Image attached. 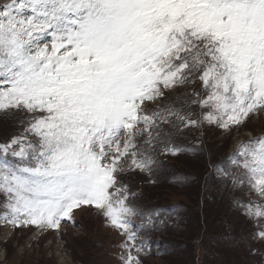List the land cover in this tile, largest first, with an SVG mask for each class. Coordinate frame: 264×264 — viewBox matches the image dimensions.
I'll use <instances>...</instances> for the list:
<instances>
[{"label":"snow or ice","instance_id":"6c2138e0","mask_svg":"<svg viewBox=\"0 0 264 264\" xmlns=\"http://www.w3.org/2000/svg\"><path fill=\"white\" fill-rule=\"evenodd\" d=\"M262 112L264 0H0V227L59 233L86 207L121 238L118 264H145L172 215L136 178ZM212 175L243 225L233 264H264V136Z\"/></svg>","mask_w":264,"mask_h":264},{"label":"rangeland","instance_id":"374dc122","mask_svg":"<svg viewBox=\"0 0 264 264\" xmlns=\"http://www.w3.org/2000/svg\"><path fill=\"white\" fill-rule=\"evenodd\" d=\"M246 126V128L254 130L257 134L261 133L260 129L264 126V112L254 115ZM10 131V125L0 124V138H3ZM250 135V132L243 129L226 133L220 129L205 127L203 135L197 133V139L203 141V154H212V159H217V156L224 150L227 151L226 156L230 154L238 143L245 138H250ZM187 141L194 143L191 137ZM185 143L187 142L185 141ZM203 154L195 155L203 164L193 168L190 162H187L193 158L190 153L181 154L179 159L167 158L166 165H170L168 168L170 171H174L173 175L178 174V177H171L167 180L166 183L170 187H165L162 190L152 188L148 194H146V189L145 191L142 189V194L147 195L153 202L154 196L162 194L160 201L163 203L179 202L183 206L185 211L183 219L190 221L195 218L192 233H187L182 229L188 236L186 237L182 234L178 239L187 240L188 242L194 240L196 242L202 232L206 237L208 236V238L203 239L199 249H197L198 244L196 243L197 252H211L213 250L217 257L210 259L205 256L202 260L203 264H233L237 259L235 249L228 244V247H232L234 252L232 249V252L225 251L222 242L227 244V237L229 235H238L242 231L243 225L237 223L228 199L226 197L221 199L219 191L216 193L208 190L211 195L203 200V207L206 208L203 212L204 215L206 214L205 230L203 229L205 225L200 224V214L196 208L198 202L194 199V196L196 195V188H200V184L206 177L207 165L203 160ZM177 160L178 164H174ZM175 168L177 169L175 170ZM190 173H193V175ZM139 185L134 184V187L138 189ZM216 187L218 188L217 185ZM141 204L145 206V204ZM211 211H213L216 219L209 215ZM96 217L97 215L89 211L82 210L78 212L75 218L77 226L64 232L62 239L54 235H44V231H38L35 227L17 230L14 234L5 237V229L0 227V264H82L80 260H82L83 264H118L116 259L118 249L116 246L120 243L121 238L105 224L102 217ZM219 217L226 218L232 226L231 229L228 226L227 230L232 231L226 236L223 235ZM222 223H225V220ZM177 233L178 230L169 231L166 234L168 237L177 238ZM157 252V250L152 249V254L145 256L148 260L147 264H173V259L168 260L165 257L157 258L158 260L156 261L149 259L150 256L157 257ZM36 260H39L38 263H36Z\"/></svg>","mask_w":264,"mask_h":264},{"label":"trees","instance_id":"16d2710c","mask_svg":"<svg viewBox=\"0 0 264 264\" xmlns=\"http://www.w3.org/2000/svg\"><path fill=\"white\" fill-rule=\"evenodd\" d=\"M200 196H201L200 191L196 190V195L194 196V199L199 202ZM196 208L198 210V204H196ZM209 215H211L213 219H216V216L213 214L212 211L209 213ZM197 216H198V211H197ZM193 217H194V215H193ZM204 218L205 219L203 221V224L204 223L206 224V214L204 215ZM194 223H195V218L190 220V226H189V230L187 233H192V227H193ZM205 238H208V236L207 237L205 236ZM190 241L191 242H188L187 240L182 241L183 248H182L179 256L176 258L174 264H191V261L193 260V255H194V250H195L196 244L194 242H192L193 240H190ZM202 241H200V245L202 244ZM211 252L213 253V258H210V259H215L216 257L214 256L213 250H211Z\"/></svg>","mask_w":264,"mask_h":264}]
</instances>
